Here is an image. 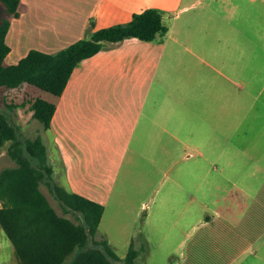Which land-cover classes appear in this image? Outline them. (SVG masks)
Here are the masks:
<instances>
[{
	"label": "rangeland",
	"instance_id": "obj_1",
	"mask_svg": "<svg viewBox=\"0 0 264 264\" xmlns=\"http://www.w3.org/2000/svg\"><path fill=\"white\" fill-rule=\"evenodd\" d=\"M210 2L200 8L204 10ZM230 2L220 1L219 11L209 7L208 14H199L191 28L185 18L189 15L179 22L173 16L164 20L168 31L155 40L165 44L164 52L155 66L151 64L158 77L146 103L149 108L160 104L164 117L170 108H176L174 124L168 126L172 133L164 135L165 141H144L141 151L137 138L129 140L125 134L128 126L95 125L104 130L103 137L117 134L121 138L119 153L106 156L99 149L95 152V173L74 175L85 189L86 183L96 184L93 196H100L98 192L103 195L105 212L96 239H107L121 258L127 256L133 241L137 250H149L148 255H139L136 264H264V239H257V193L264 183V0ZM7 17L0 4V24ZM13 59L12 55L7 63ZM195 76L197 105L191 101L188 88L178 87L193 86ZM210 88L214 90L213 101L225 100L221 105L228 124L220 136L232 142L223 157L201 156L194 148L197 139L211 135L215 128L208 121L218 120L223 112L216 106L206 108L202 90L209 92ZM34 98L61 104V97L23 84L16 90L0 88V114L12 120L21 139L42 137L55 180L72 192L61 150L62 131H57L55 124L46 130L20 105ZM120 100L114 94L107 99L99 96L90 111L94 114V105L99 108L106 101L115 107ZM147 120L145 112L137 133L147 128ZM87 128L93 135L94 125ZM10 144L0 149V172L15 165L8 156ZM178 151L181 155L175 157ZM200 184L201 189H197ZM41 189L64 215L50 181L43 182ZM147 205L154 208L149 217L143 207ZM65 215L75 219L72 213ZM224 232L230 236L221 238ZM238 232L246 237H237ZM243 246L245 253L233 259ZM80 251L77 248L66 264ZM16 263L14 247L0 225V264Z\"/></svg>",
	"mask_w": 264,
	"mask_h": 264
},
{
	"label": "crops",
	"instance_id": "obj_2",
	"mask_svg": "<svg viewBox=\"0 0 264 264\" xmlns=\"http://www.w3.org/2000/svg\"><path fill=\"white\" fill-rule=\"evenodd\" d=\"M22 0L21 15L17 19L11 20V27L7 35V43L11 47V52L6 58V63L13 55L14 59L9 64H17L32 49L45 53H57L58 51L70 46L76 41L85 37L87 29L92 31L109 28L118 24H125L132 20L134 14L141 13L148 8H156L164 12V20L173 16L174 20L179 22L184 16L190 20V28L196 23V18L208 14V8L211 11H219L218 3L221 1L234 0ZM206 4L205 9L200 6ZM208 6V7H207ZM201 9V10H199ZM163 42H146L137 38L127 39L125 41L107 45L101 52L80 63L69 81V84L61 96V106H57L51 125L57 131H62V156L68 167V174L71 178L72 192L95 200L105 206L103 195L93 196L91 191L96 184L86 183V189L83 187L80 179L75 177L76 173H95L93 168L97 163V154L99 149L106 152V156L119 153V143L121 138L115 134H108L103 137L104 126L126 125L129 130H125L129 140L137 138L142 151L144 141L154 140L157 143L164 142L166 134H171L169 125L174 124L176 117V108H170L168 113L163 116L160 104H153L149 108L147 99L152 91L154 81L158 77V71L151 69L158 62L164 52ZM8 64V63H7ZM193 77L191 76V79ZM191 80L193 86L182 87L181 90H187L192 93L191 101L197 103L199 97V87L195 81ZM238 90H240L238 88ZM119 95L120 103L117 102L113 107L106 101L102 107L96 108L94 105V114L92 105L94 101L102 96L107 99L108 95ZM214 90L209 92L202 90V96L206 108L220 107L223 109L218 120L208 121L212 127L211 135L200 137L195 141L194 148L201 155L207 153L216 157H223L226 149L231 145L232 139L221 137L228 121L224 119V106L221 100L213 101ZM224 95V93H223ZM222 95V96H223ZM227 95V93H226ZM182 99V97H180ZM95 99V100H94ZM179 103L181 100H178ZM124 103V104H123ZM203 103V102H202ZM197 105V104H196ZM93 111V110H92ZM146 112L148 120L147 128H142L139 134L138 129L143 115ZM162 116V117H161ZM96 121V123L93 122ZM94 125V134L88 132V126ZM95 125H99L97 128ZM83 127L86 132L82 133ZM222 127V128H221ZM155 130V131H154ZM210 131V132H211ZM81 132V133H80ZM156 132V137H152ZM214 132H217L215 135ZM209 133V132H208ZM194 138L196 135H193ZM202 136V135H200ZM223 136V135H222ZM226 136V133H224ZM180 142L178 136H173ZM61 139V136H60ZM94 142V145H90ZM131 142V141H129ZM109 154V155H108ZM175 157L181 155L180 151ZM87 156V157H85ZM88 158V159H87ZM72 176V177H71ZM87 184L91 187H87ZM200 184L197 189H201ZM257 239H264V183L257 193ZM1 207V203H0ZM146 207V217L153 214L154 208ZM245 233L238 232L237 237L244 238ZM221 238L229 237V233H222ZM110 243V242H109ZM111 245V244H110ZM140 255H148V249L141 247ZM246 251L245 246L233 259L241 256ZM182 256V255H181ZM188 260L184 256V262ZM180 263V261H178ZM182 264V262H181ZM228 264H231L229 262Z\"/></svg>",
	"mask_w": 264,
	"mask_h": 264
},
{
	"label": "trees",
	"instance_id": "obj_3",
	"mask_svg": "<svg viewBox=\"0 0 264 264\" xmlns=\"http://www.w3.org/2000/svg\"><path fill=\"white\" fill-rule=\"evenodd\" d=\"M0 4L8 15L0 24V88L8 90L27 84L61 97L77 66L107 45L131 38L153 42L168 31L164 12L148 8L134 14L128 23L96 31L89 28L85 37L57 53L32 49L17 64L9 65L7 35L11 20L21 15L22 0H0ZM20 105L46 130L51 128L57 109L54 103L34 98ZM8 142V156L15 165L0 172V225L14 247L16 264H66L77 248L81 251L69 264H136L140 251L134 241L127 256L121 258L107 239H96L105 206L57 182L42 137L21 139L12 120L0 114V149ZM49 181L64 213H72L75 219L59 214L42 191L43 182Z\"/></svg>",
	"mask_w": 264,
	"mask_h": 264
}]
</instances>
